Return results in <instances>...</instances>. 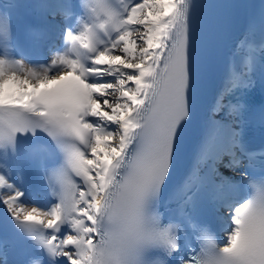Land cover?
<instances>
[{"label": "snow or ice", "instance_id": "6c2138e0", "mask_svg": "<svg viewBox=\"0 0 264 264\" xmlns=\"http://www.w3.org/2000/svg\"><path fill=\"white\" fill-rule=\"evenodd\" d=\"M196 7L61 0L48 14L65 21V46L31 65L16 54L9 16L0 13V228L10 224L43 257L31 264H264V152L253 179L257 154L247 141L250 117L264 129V103L257 112L252 100L264 92V4L258 29L251 22L233 46L226 95L212 109L195 165L197 176L205 165L225 210L224 239L195 214L191 180L170 188L196 118ZM22 148L44 186L43 206L7 163ZM222 169L240 172L243 185ZM173 202L183 205L179 214ZM7 254L0 241V264H10Z\"/></svg>", "mask_w": 264, "mask_h": 264}, {"label": "bare ground", "instance_id": "6f19581e", "mask_svg": "<svg viewBox=\"0 0 264 264\" xmlns=\"http://www.w3.org/2000/svg\"><path fill=\"white\" fill-rule=\"evenodd\" d=\"M53 53H54V52H52L51 57H52ZM51 57H50V59H51ZM42 206H43V205H42Z\"/></svg>", "mask_w": 264, "mask_h": 264}]
</instances>
